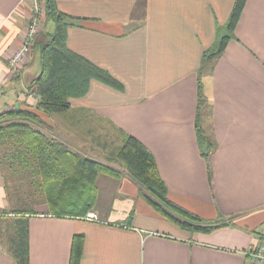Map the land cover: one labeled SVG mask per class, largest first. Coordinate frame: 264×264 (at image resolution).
Returning <instances> with one entry per match:
<instances>
[{"label": "crops", "instance_id": "crops-1", "mask_svg": "<svg viewBox=\"0 0 264 264\" xmlns=\"http://www.w3.org/2000/svg\"><path fill=\"white\" fill-rule=\"evenodd\" d=\"M234 2L56 0L60 12L78 18L66 29L67 47L107 70L122 90L91 80L67 113H41L58 140L67 115L72 130L87 125L88 145L104 127L134 137L152 154L170 201L226 226L181 229L145 202L125 172L97 177L93 218L56 217L45 203L28 214L8 198L0 168V264H16L9 238L18 218H28L29 264H69L75 235L83 237L80 264H259L250 254L264 252V0L246 1L234 38L201 68ZM32 12L30 0H0V113L35 109L39 100L29 87L54 18L41 11L27 58L16 74L8 67ZM198 78L207 97L200 121L207 158L196 133ZM75 111L84 119H74Z\"/></svg>", "mask_w": 264, "mask_h": 264}, {"label": "trees", "instance_id": "trees-1", "mask_svg": "<svg viewBox=\"0 0 264 264\" xmlns=\"http://www.w3.org/2000/svg\"><path fill=\"white\" fill-rule=\"evenodd\" d=\"M246 1L235 0L228 21L217 28L215 43L204 52L201 68L221 56L234 38ZM40 4L44 16L54 18L55 31L41 50V71L29 87L38 96L37 106L0 113V168L8 198H14L16 205L24 206L22 211L28 214L35 215L34 207L45 203L56 217L82 219L95 206L97 177L103 174L121 179L125 172L139 186L145 202L181 229L195 234L226 226L211 224L170 201L152 154L134 137L114 128L115 140L110 141V148L103 146L108 151L105 152L107 163H102L72 152L67 144L51 135V127L41 113H67L70 100L83 96L91 80L116 90H122V84L107 70L67 47L66 29L78 18L60 12L56 0H40ZM206 107L207 97L198 78L195 123L198 144L205 158L210 148L200 121ZM14 221L9 251L16 264H29L28 218ZM82 250L83 237L75 235L69 264H80Z\"/></svg>", "mask_w": 264, "mask_h": 264}, {"label": "rangeland", "instance_id": "rangeland-1", "mask_svg": "<svg viewBox=\"0 0 264 264\" xmlns=\"http://www.w3.org/2000/svg\"><path fill=\"white\" fill-rule=\"evenodd\" d=\"M71 115L74 116V119L76 118L77 120L81 119L83 120L84 117L79 114V112H72ZM66 119L60 118L58 121L60 123V133L58 134L59 136V141L65 143L68 145L69 149L72 152H76L81 156H85L88 158H91L93 160L102 162V163H107L105 162L104 158V152H107L108 150L105 149L103 146L106 148H110V141L115 140L114 137L116 136L115 130L110 131L107 127H104V130H97L92 133L90 136L91 142L90 144H86L88 142L89 137L84 136L85 134V128L87 125H84L83 122L81 123H73L77 125V129L72 130L74 126L69 125V115L64 116ZM68 117V118H67ZM72 118V122L74 120ZM48 124H51L48 122ZM50 126V125H49ZM51 127V126H50ZM55 133V132H54ZM56 134V133H55ZM91 146V147H89ZM96 203V202H95Z\"/></svg>", "mask_w": 264, "mask_h": 264}, {"label": "built area", "instance_id": "built-area-1", "mask_svg": "<svg viewBox=\"0 0 264 264\" xmlns=\"http://www.w3.org/2000/svg\"><path fill=\"white\" fill-rule=\"evenodd\" d=\"M30 1L32 2L33 12L30 18V23L27 29L26 36L24 38L22 46L8 60V67L12 72V74H16L18 72L19 65L27 58L32 40L40 29L39 16L42 11L40 0H30ZM87 217L93 218V214H88ZM250 256L255 263L264 264L263 251H257L255 253H251Z\"/></svg>", "mask_w": 264, "mask_h": 264}]
</instances>
